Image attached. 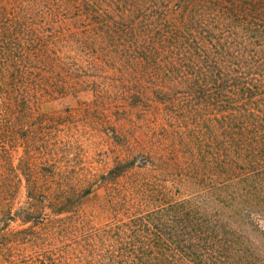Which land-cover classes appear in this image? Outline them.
<instances>
[{
  "label": "trees",
  "instance_id": "1",
  "mask_svg": "<svg viewBox=\"0 0 264 264\" xmlns=\"http://www.w3.org/2000/svg\"><path fill=\"white\" fill-rule=\"evenodd\" d=\"M85 62L130 81L164 149L129 162L161 174L118 183L100 225L76 209L91 184L14 207L6 179L65 180L29 118ZM2 179L0 264H264V0H0Z\"/></svg>",
  "mask_w": 264,
  "mask_h": 264
},
{
  "label": "rangeland",
  "instance_id": "2",
  "mask_svg": "<svg viewBox=\"0 0 264 264\" xmlns=\"http://www.w3.org/2000/svg\"><path fill=\"white\" fill-rule=\"evenodd\" d=\"M83 65L71 66L75 72L73 79H79L80 88L63 96L44 97L29 118L31 123L46 122L45 131L55 142L54 147H65L59 153L61 162L69 171L63 177L65 180H58L61 177L55 180L44 177L34 181L25 178L18 180L9 174L6 179L12 187L8 197L14 207L24 204L29 187L55 194L64 192L66 188L69 191L80 189L81 183L91 184L92 192L81 196L82 204L76 209L83 211L91 224L100 225L113 219L116 214L108 199L117 193L118 183L126 184L138 172L161 174L156 169L151 172V166L141 168L129 165L136 158L139 163L142 160L139 156L144 155L160 166L158 160L164 149H161L152 125L161 117L136 112L133 107L140 101L130 93L124 95V90L131 88V83L116 67H100L97 62L95 66L86 62ZM39 130L42 131L41 128ZM22 154L23 147L13 152L15 163ZM121 163H125L121 169L126 171L118 175ZM88 178V181H84ZM6 182L0 180V184ZM185 192L188 193L187 190ZM17 224L13 223L14 226Z\"/></svg>",
  "mask_w": 264,
  "mask_h": 264
}]
</instances>
